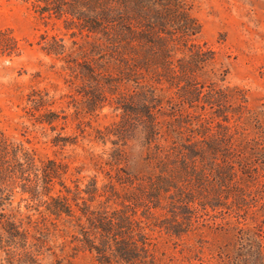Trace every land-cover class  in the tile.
Returning <instances> with one entry per match:
<instances>
[{"label": "trees", "instance_id": "trees-1", "mask_svg": "<svg viewBox=\"0 0 264 264\" xmlns=\"http://www.w3.org/2000/svg\"><path fill=\"white\" fill-rule=\"evenodd\" d=\"M22 1L70 36L67 44L64 37L42 35L38 44L82 81L85 113L103 107L106 97L124 111L99 134L125 145L140 135L144 156L133 172L116 146L106 162L114 172L102 182L93 176L70 186L66 162L40 159L29 140L0 132V264H47L45 255L59 246L88 252L99 264H159L158 234L189 235L205 222L200 209L208 208L234 214L239 226L236 238L206 264H264V144L247 128L165 130L153 91L127 94L118 87L144 78L176 84L194 73L201 50L190 48L200 24L186 0ZM182 47L190 49L188 59H177ZM20 50L14 31L0 29V56ZM185 99L190 105L198 100ZM27 100L34 125L55 131L66 121L48 92L33 91ZM52 144L76 142L59 132ZM248 219L257 222L253 229Z\"/></svg>", "mask_w": 264, "mask_h": 264}, {"label": "rangeland", "instance_id": "rangeland-1", "mask_svg": "<svg viewBox=\"0 0 264 264\" xmlns=\"http://www.w3.org/2000/svg\"><path fill=\"white\" fill-rule=\"evenodd\" d=\"M186 4L200 24V33L191 41L196 46L190 48L201 50L194 73L182 76V82L175 80L176 84L144 78L118 87L127 94L143 87L153 91L155 100H159L157 116L165 130L181 128L185 133L212 127L222 131L224 125L234 132L247 128L251 137L264 144V0H186ZM6 28L14 31L21 50L19 55L0 56V132L12 140H29L26 144L37 150L40 159L66 162V183L70 186L76 181L86 183L93 176L102 182L108 171L114 172L106 162L116 146L125 151L134 172L144 156L141 136L132 137L125 145L115 135L99 134L106 132L107 126L112 128L124 111L106 97L103 107L85 113L86 99L79 91L82 81L64 60L48 54L38 44L42 35L64 37L70 44L62 24H46L22 0H0V29ZM190 49L182 47L176 53L177 59H188ZM33 91L48 92L54 97V109L67 116L57 130L33 124L27 112V98ZM193 95L198 100L190 105L185 98ZM59 132L76 144L53 145L52 138ZM21 208L25 210V202ZM200 214L205 222L187 236L158 234L155 241L159 264H206L219 246L236 238L239 224L234 214L211 208L200 209ZM256 223L247 220L249 228ZM64 240L59 239L56 245ZM60 248L45 255L47 264H99L88 252L74 254L68 246Z\"/></svg>", "mask_w": 264, "mask_h": 264}]
</instances>
